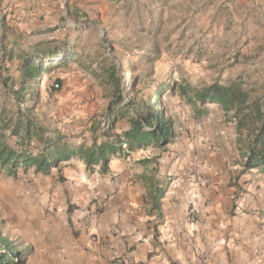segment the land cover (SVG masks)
<instances>
[{
	"label": "rangeland",
	"instance_id": "1",
	"mask_svg": "<svg viewBox=\"0 0 264 264\" xmlns=\"http://www.w3.org/2000/svg\"><path fill=\"white\" fill-rule=\"evenodd\" d=\"M59 4V9L46 17L40 15L26 29L19 19L8 18L6 7L0 3V106L7 109L10 118L18 116L19 108L24 107L13 94L22 76L18 69L19 54L34 52L38 42L49 45L66 42L79 50L78 60H65L59 67L43 73L37 86L39 100L32 115L37 125L46 130L45 136L59 132L69 142L79 141L81 128L86 132L89 124L104 119L108 98L99 102L100 92L104 93L105 88L99 71H91L89 67L94 62L95 69L98 58L112 57L120 81L130 92L126 95L128 100L132 98L133 76L146 68L153 69L152 76H143L138 86L143 89L139 99L166 86L163 103L168 116L178 124L183 145L193 144L194 140L204 142L209 140L208 135L211 138L214 135L217 151L230 152L232 146L222 142L220 131H225L229 139L236 134L234 124L221 113L222 107L212 105L211 115L200 116L197 104L187 102L180 88L182 85L201 88L215 81L228 83L237 79L245 89L264 95L262 4L256 0H59ZM3 26L13 28L14 33L9 32L4 38ZM5 46L14 58L4 55ZM143 54H150L153 59L146 61ZM72 78L78 82L75 88ZM56 81H61L59 88L54 87ZM172 83L174 93L169 90ZM86 88L93 96L80 99L81 90ZM72 95L78 98L77 107L83 106L81 109L87 112L82 125L77 124L76 116L72 117ZM117 125L119 129L125 127L126 120ZM205 127L210 129L208 135ZM9 133L7 129L6 134ZM18 140L11 138L10 142L19 148ZM168 146L162 150L150 146L135 154V161L152 160V170L158 174L161 159L171 150ZM202 157L206 160V150H202ZM77 159H70L66 165L61 163L51 174L35 173L31 168L28 172L20 169L17 177H13L0 171V232L18 249L29 251L26 264H65L67 244L80 235L77 224H90L87 215L98 197L87 192L92 182L89 174L82 181L73 169L75 175L66 171V177L64 173V166L82 168ZM189 167L193 169L194 162ZM70 206H75L71 215Z\"/></svg>",
	"mask_w": 264,
	"mask_h": 264
},
{
	"label": "crops",
	"instance_id": "2",
	"mask_svg": "<svg viewBox=\"0 0 264 264\" xmlns=\"http://www.w3.org/2000/svg\"><path fill=\"white\" fill-rule=\"evenodd\" d=\"M256 1L262 4L260 11L264 13V0ZM0 3L6 7L7 17L19 19L26 29L40 15L46 17L61 7L59 0H1ZM75 78L71 80L74 88L78 85ZM81 91L80 99L93 96L88 88ZM104 95L101 90L100 103L106 100ZM76 98L72 97V117L76 116L77 124L82 125L88 116L81 109L83 106L77 107ZM212 105H208V115ZM221 113H225L223 108ZM117 124L115 131L120 132L124 127L119 129ZM92 125H88L86 132L81 128L82 140L73 142L91 144ZM175 129L176 140L168 144L171 150L161 159L158 174L152 170V160L135 161V154L144 149L127 156L124 152L114 156L107 174L88 171L80 159H77L82 165L79 170L64 166L66 177V171L75 175L74 171L77 179L86 181L89 174L92 182L87 192L104 201L90 224H77L80 235L67 244L65 264H264V171L243 170L236 135L229 139L225 131H220L222 142L230 144L235 151L218 152L214 135L213 138L208 135V127L205 131L209 140H194L190 145L182 144L177 122ZM202 150H206V160ZM233 153L235 156L231 157ZM192 162L193 169L189 167ZM201 180L208 181L209 186L200 184ZM80 186L85 188L82 183ZM192 207L197 213L193 222L188 217Z\"/></svg>",
	"mask_w": 264,
	"mask_h": 264
},
{
	"label": "trees",
	"instance_id": "3",
	"mask_svg": "<svg viewBox=\"0 0 264 264\" xmlns=\"http://www.w3.org/2000/svg\"><path fill=\"white\" fill-rule=\"evenodd\" d=\"M3 20V25H6ZM3 29L4 38L8 37L9 32L14 33L13 28L3 26ZM3 53L9 59L15 56L12 52L7 53L6 46ZM77 53L78 49L66 42L53 45L38 42L34 52L19 54L18 69L22 76L20 86L13 94L24 107L19 108L18 116L10 118L7 109L0 106V171L13 177H17L20 169L28 172L31 168L35 173L51 174L52 169L60 168L63 161L76 157L85 163L88 171L107 174L111 159L123 152L124 144L131 153L149 146L165 147L175 142V120L168 116L163 103L166 86L139 99L143 89L138 86L143 76L151 77L153 74V69L146 68L140 75L133 76L132 98L128 100L126 95L130 92L120 81L117 66L113 63L115 58L112 57L96 59L95 69L92 68L94 62H90L89 69L99 71L108 98L104 113L107 122L104 124V119L94 122L91 144L69 142L59 132L45 136L46 130L37 125L32 115L39 100L40 90L37 86L40 78L65 60H78ZM143 55L146 61L153 59L150 54ZM169 90L174 93L175 83L170 85ZM180 94L187 102L197 104L198 115L208 113L210 104L221 106L227 119L234 124L243 170L258 168L264 171V95L245 89L237 79L228 83L215 81L201 88L182 85ZM200 107H204L203 110ZM123 119L127 125L116 132V124ZM7 129H10L9 134H6ZM11 138H19V148L11 144ZM74 207H69L70 215ZM29 254L27 250L18 249L0 232V264H26Z\"/></svg>",
	"mask_w": 264,
	"mask_h": 264
},
{
	"label": "built area",
	"instance_id": "4",
	"mask_svg": "<svg viewBox=\"0 0 264 264\" xmlns=\"http://www.w3.org/2000/svg\"><path fill=\"white\" fill-rule=\"evenodd\" d=\"M54 87L55 88H59L60 87V83L58 81L54 82ZM124 149L123 151H126L129 155L131 154L128 150V147L126 144H124ZM98 168V167H97ZM200 184H207L209 183L206 180H201L199 181ZM208 185V184H207ZM93 208L90 209V211L88 212L87 215V221H89L90 223L96 218L97 213L100 211V209L104 206V201L103 200H97L94 204H93ZM188 217L190 218V220L193 222L196 220L197 217V213L195 211V209L192 207L191 209L188 210ZM262 219L264 220V216H262ZM127 257H130L129 255Z\"/></svg>",
	"mask_w": 264,
	"mask_h": 264
}]
</instances>
